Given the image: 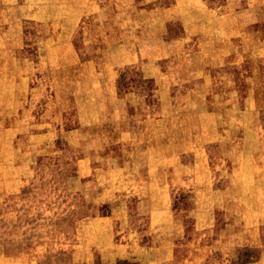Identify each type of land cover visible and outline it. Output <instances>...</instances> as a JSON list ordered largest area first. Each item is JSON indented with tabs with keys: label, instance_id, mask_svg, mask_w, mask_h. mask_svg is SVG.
Here are the masks:
<instances>
[{
	"label": "rangeland",
	"instance_id": "374dc122",
	"mask_svg": "<svg viewBox=\"0 0 264 264\" xmlns=\"http://www.w3.org/2000/svg\"><path fill=\"white\" fill-rule=\"evenodd\" d=\"M175 1L0 0V264H264V0Z\"/></svg>",
	"mask_w": 264,
	"mask_h": 264
},
{
	"label": "crops",
	"instance_id": "0c3cea01",
	"mask_svg": "<svg viewBox=\"0 0 264 264\" xmlns=\"http://www.w3.org/2000/svg\"><path fill=\"white\" fill-rule=\"evenodd\" d=\"M100 1L101 0H85L84 1V3L82 2L81 3V5H80V7H79V9L77 10V11H79V12H82V14L83 15H81L80 17H78L77 18V24L79 25V24H82V23H84L83 21H84V18H86L85 16L86 15H84L85 13V11H86V7H88L89 8V6L91 5V6H93V8H95L96 6H97V4H99L100 5ZM95 4V5H94ZM109 4H111L110 3V1H109ZM182 5L184 6V7H182ZM228 5H229V2H228ZM201 8H200V7ZM239 5H237V6H235V9H238V10H240V11H245L246 9H247V5H245V4H243L242 5V7H241V5H240V7H238ZM108 6L106 5V8H107ZM173 9H175V10H190V11H195L196 9H204L205 11H214V10H217V8H218V6L217 5H213L212 3H209L208 4V2L207 3H203L202 4V2L200 1V0H190V1H185V0H176L175 2H173L172 3V6H171ZM244 7V8H243ZM224 8V7H223ZM196 12V11H195ZM193 18H196V17H191V18H189L190 20H189V22H188V25H186L185 27H186V29L184 30V32H183V35L181 36V37H179V38H176L175 40H174V42L176 43V44H178V45H183V46H186L187 44L188 45H190V40L192 39L190 36L189 37H187V35H189V34H193V36H194V34H196L195 33V31H193L192 30V28L193 27H197L198 28V26H200V25H203V24H206V22H208V23H211L208 19L206 20V22H202L201 20H196V19H193ZM222 18H224V17H222ZM226 18L227 17H225V19H224V21L226 20ZM196 23V24H195ZM204 26V25H203ZM209 28L210 29H212L210 26H209ZM204 42V41H203ZM202 46V45H201ZM200 46V47H201ZM207 46V48H208V45H206ZM205 45H204V47L203 48H201V50H199V51H202L203 53H205L206 51H204L205 50V47H206ZM189 51L190 50H188V51H185V52H188L189 53ZM197 51V50H196ZM193 52V49H192V51H190V53H189V57H190V54ZM209 53V52H208ZM212 58L214 59V60H216V59H227L228 57L226 56V53H223V52H221V51H219V50H217V51H214L213 53H212ZM190 60H192L191 58H190ZM214 64V63H213ZM216 65V64H215ZM215 65H212L211 67H215ZM190 66H192V67H201L200 65H198L197 63H195L194 61H191V63H190ZM208 71V70H207ZM134 244V243H133ZM141 245L142 244H134V245H132V248H134L135 246L136 247H138V248H140L141 247ZM251 264H252V262H251Z\"/></svg>",
	"mask_w": 264,
	"mask_h": 264
},
{
	"label": "bare ground",
	"instance_id": "6f19581e",
	"mask_svg": "<svg viewBox=\"0 0 264 264\" xmlns=\"http://www.w3.org/2000/svg\"><path fill=\"white\" fill-rule=\"evenodd\" d=\"M73 2H78V1H85V0H72ZM91 1V0H90ZM204 3V2H203ZM202 3V4H203ZM95 5V4H94ZM111 5V4H110ZM200 7V6H199ZM238 7H240V6H238ZM201 8V7H200ZM244 8V7H243ZM248 9V8H247ZM249 12V11H248ZM247 12V13H248ZM251 13V12H250ZM63 14V13H62ZM246 14V13H245ZM256 14V13H255ZM253 16H254V14H252ZM248 16V15H247ZM79 16H78V14H74V15H72V16H70V17H68L67 19H63V20H66L65 21V23L64 24H66V25H70V24H77L78 22V20H77V18H78ZM253 19V18H252ZM204 20V19H203ZM243 20V19H242ZM211 22V21H210ZM196 24V23H195ZM225 28H224V31L222 32V36H221V38H217V34L215 33V30L214 29H210V28H208V32H206L205 33V39H204V41H205V46L206 45H208V48H206L205 47V50L204 51H206L205 53H203V56L201 57V58H197L194 62L195 63H197L198 65H200L201 66V69H206V68H209V67H211L212 66V64H213V61H214V59L212 58V51L216 48V47H219V46H222L224 43H225V41H233V42H238L239 41V36L241 35V30L243 29V28H238L237 27V29H238V32H240V33H238L236 36L235 35H233V38L231 37V35H232V30L229 28V26H231V25H229V23H225ZM210 26V25H209ZM204 28H203V33H204ZM207 31V30H206ZM86 38V37H85ZM243 40V39H242ZM178 47V46H177ZM180 52V51H179ZM209 52V53H208ZM169 53H171V52H169ZM230 56H233L234 57V59H236L238 56H239V52L238 53H235L234 51H231L230 52V50H228V52H227ZM235 62V61H234ZM171 68V67H170ZM201 71V70H200ZM198 72V71H197ZM197 75V74H196ZM222 76V75H221ZM202 80V79H201ZM225 83V82H224ZM195 84V83H194ZM201 85V84H200ZM209 89V92L207 93V90ZM214 89V85H213V83L212 82H209L208 80L206 81V84H205V86H204V89H203V91L200 93L201 95H206V94H209L212 90ZM238 91V90H237ZM240 94H241V92H240ZM215 96V95H214ZM252 96V95H251ZM186 102V101H185ZM251 102V101H250ZM188 104V103H187ZM194 104V103H193ZM223 104V103H222ZM166 105V104H165ZM249 105H250V103H249ZM168 107V106H167ZM238 107V106H237ZM214 113V112H213ZM200 114V113H199ZM208 114V113H207ZM210 115V114H209ZM215 115V114H214ZM211 116V115H210ZM213 116V115H212ZM249 116V115H248ZM212 118V117H211ZM213 118H214V116H213ZM220 118V117H219ZM230 121V120H229ZM217 124V123H216ZM215 125V124H214ZM218 127H219V125H218ZM248 133V132H247ZM218 140V139H217ZM193 141V140H192ZM197 143V142H196ZM205 143V142H204ZM193 144V143H192ZM192 144H190V145H188V149H191V150H194V148H193V145ZM200 146V145H199ZM203 146V145H202ZM196 149V148H195ZM202 149H204V148H202ZM196 154V153H195ZM197 156V155H196ZM200 156V154L198 155V157ZM138 161V160H137ZM195 161V160H194ZM207 163V162H206ZM137 164V163H136ZM197 164V163H196ZM138 165V164H137ZM140 165V164H139ZM199 165V164H198ZM201 165H199V167H200ZM196 167L198 168V166L196 165ZM202 168V167H201ZM204 169V168H203ZM198 172V171H197ZM201 174H202V172H201ZM155 176H157V175H155ZM155 176L154 177H151V181H153L154 179H155ZM205 176V175H204Z\"/></svg>",
	"mask_w": 264,
	"mask_h": 264
}]
</instances>
